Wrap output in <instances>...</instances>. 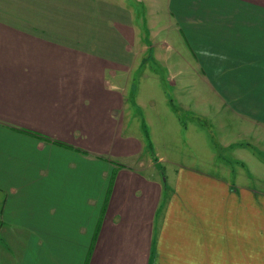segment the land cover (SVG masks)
Instances as JSON below:
<instances>
[{"label":"crops","instance_id":"obj_1","mask_svg":"<svg viewBox=\"0 0 264 264\" xmlns=\"http://www.w3.org/2000/svg\"><path fill=\"white\" fill-rule=\"evenodd\" d=\"M0 4V264H264V192L159 166L167 127L223 102L264 131V0ZM160 35L183 60L152 54ZM148 51L175 69L179 108L158 76L134 84ZM138 113L157 162L126 131Z\"/></svg>","mask_w":264,"mask_h":264},{"label":"rangeland","instance_id":"obj_2","mask_svg":"<svg viewBox=\"0 0 264 264\" xmlns=\"http://www.w3.org/2000/svg\"><path fill=\"white\" fill-rule=\"evenodd\" d=\"M0 6L2 7L3 4H0ZM147 31L148 28L146 25L144 28L146 35ZM166 37L168 36L160 35L154 39V51L152 52L154 56L158 49H162L161 41L162 39H166ZM169 44L170 46L163 47L164 53L172 59L171 61L176 60L179 62L183 60L184 58L180 57V52L182 54L183 52L180 51L179 44L176 43V45L174 40L169 42ZM149 54L150 52L148 51L144 55V61L150 59L151 55ZM182 69L186 70L188 75L189 68H185L184 66ZM174 71L175 69L172 71V68L164 66L159 61L154 62L152 59L149 64H146L140 69L139 73H135L134 84L137 85L138 89L139 83H141V89L145 88L142 91L146 92L149 75L154 74L158 76L159 80L156 85L152 82L155 79H152L153 77L150 76L152 78L149 80V84H154L150 89L163 91L164 94L169 95L168 103L172 104L173 102L179 108V103L175 95L181 92L182 89L172 84L169 79L170 75H174ZM157 85L160 87L158 88ZM176 88L177 93H175ZM195 91L196 84L193 88L188 87L185 91L193 99L191 100L193 104L191 103L189 107H193L196 101L201 104L203 99H206L203 96L208 95L206 89H204L202 90L203 98H196L193 97V94L196 93ZM222 104L219 114L202 118V123L197 124L195 129L186 131L184 126L167 127L165 131L167 134H165L166 140L162 142V151L160 150V154L162 155L161 166L163 170L164 168L166 169V172L173 171V168H178V164L172 163L171 161L178 160L184 166L201 169L217 177L219 176L228 184L234 182L236 188L237 186H241L264 192V131L252 130V134H250L245 129V126H259L260 122L242 114L233 115L231 111H227L226 106L223 108L224 105ZM195 108H192V112H197ZM204 108L206 109V105H204ZM181 113L183 115V111ZM138 114V119L133 120L131 126H128L126 131L132 134L144 135L143 127L141 126V114ZM184 116H187L186 112ZM146 127L148 128L149 126ZM152 127L155 129V126ZM150 128H148L149 131ZM163 138L160 137V141H163ZM143 156H150L147 149Z\"/></svg>","mask_w":264,"mask_h":264},{"label":"trees","instance_id":"obj_3","mask_svg":"<svg viewBox=\"0 0 264 264\" xmlns=\"http://www.w3.org/2000/svg\"><path fill=\"white\" fill-rule=\"evenodd\" d=\"M142 127H143L144 135L146 138L147 148H148L149 152L152 154V156L154 157V160L157 162L158 158L155 156L154 145H153L149 130L146 127V123L143 122ZM159 166H160V169L162 170L163 169L162 166L161 165H159ZM168 188L169 187L165 184L166 191L168 190Z\"/></svg>","mask_w":264,"mask_h":264}]
</instances>
